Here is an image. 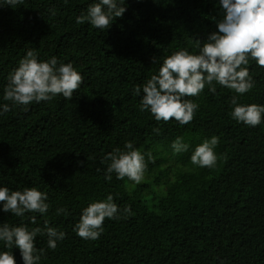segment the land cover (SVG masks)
<instances>
[{
  "label": "trees",
  "instance_id": "obj_1",
  "mask_svg": "<svg viewBox=\"0 0 264 264\" xmlns=\"http://www.w3.org/2000/svg\"><path fill=\"white\" fill-rule=\"evenodd\" d=\"M90 3L24 0L0 7V104L11 103L2 99L3 88L29 49L43 60L71 62L83 77L71 99L57 95L0 116V185L38 187L50 203L42 216L0 211V223L34 227L47 220L66 233L55 250L46 235L37 236L40 264H264V123L233 120L236 94L215 82L188 97L199 109L184 126L157 122L140 110L143 93H134L158 72L161 57L181 48L199 51L198 42L223 18L218 0H127L124 15L104 30L76 23ZM248 67L254 87L239 102L264 104V67L255 61ZM212 135L220 141L216 166L193 165L191 149ZM177 136L189 151L174 153ZM127 141L152 154L139 184L115 173L105 179L104 156ZM108 194L132 214L106 219L98 240L77 236L82 209ZM61 207L67 214H57ZM0 250H7L2 243ZM13 252L23 264L19 249Z\"/></svg>",
  "mask_w": 264,
  "mask_h": 264
},
{
  "label": "clouds",
  "instance_id": "obj_2",
  "mask_svg": "<svg viewBox=\"0 0 264 264\" xmlns=\"http://www.w3.org/2000/svg\"><path fill=\"white\" fill-rule=\"evenodd\" d=\"M23 3L24 0H0V7L16 8ZM218 3L223 18L216 23L217 31L209 33L202 45L198 42L199 51L191 53L187 48H181L161 57L158 72L142 86L135 87L136 95L143 93L140 110L150 112L157 122L175 120L181 126L189 124L199 104L188 97L199 96L206 85L215 82L236 94L230 98L229 115L233 120L249 127L264 123V104L239 102L240 97L254 87V78L248 67L250 61L264 67V0H218ZM125 5L127 0H92L86 13L76 17V23L87 22L99 30L109 29L113 19L124 15ZM153 63H157V58L153 57ZM82 81L81 73L71 62L58 61L56 56L43 60L35 49H29L7 76L2 99L11 103L0 104V116L14 107L49 101L57 95L71 99ZM216 90L214 86L209 87L213 93ZM153 131L158 133L159 129ZM219 142L217 135L204 138L191 149V163L200 168L215 167L218 160L215 150ZM171 148L174 153L187 152L190 144L184 137L177 136ZM146 155L148 160L152 159L151 152H142L132 141L125 142L123 148H114L103 158L107 162L105 179L111 181L115 173L118 180L127 177L139 184L147 167ZM49 208L48 193L38 187L12 190L0 185V211L4 213L16 217H23L26 213L42 216ZM67 211L63 207L56 210L57 214H67ZM131 214L130 205L118 206L113 195L108 194L82 209L73 231L84 240H98L104 232L106 219L119 220ZM30 221L36 225L37 216L32 215ZM38 235H46L47 247L55 250L66 233L49 226L47 220L43 226L34 227L23 223L19 226L0 223V243L7 249L0 250V264H17L14 248L19 249L23 264H40L44 249L37 247ZM220 264L224 262L221 260Z\"/></svg>",
  "mask_w": 264,
  "mask_h": 264
}]
</instances>
